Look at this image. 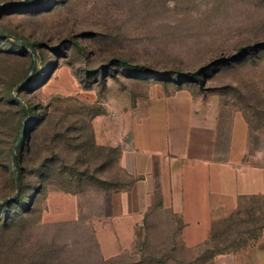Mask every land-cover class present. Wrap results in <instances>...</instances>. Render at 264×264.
I'll list each match as a JSON object with an SVG mask.
<instances>
[{
    "label": "rangeland",
    "instance_id": "obj_1",
    "mask_svg": "<svg viewBox=\"0 0 264 264\" xmlns=\"http://www.w3.org/2000/svg\"><path fill=\"white\" fill-rule=\"evenodd\" d=\"M2 5L0 29L40 47L33 63L30 48L0 35V100L18 103L7 132L20 158L17 174L11 139L0 135V200L16 196L0 204V264H211L217 251L260 243L264 205L250 198L215 223L210 248L186 247L178 216L152 209L130 245L106 258L104 236L126 233L116 230L117 194L135 177L120 167L119 148L98 144L94 121L137 114L179 89L254 107L264 123V0ZM21 85L26 116L14 98Z\"/></svg>",
    "mask_w": 264,
    "mask_h": 264
},
{
    "label": "crops",
    "instance_id": "obj_2",
    "mask_svg": "<svg viewBox=\"0 0 264 264\" xmlns=\"http://www.w3.org/2000/svg\"><path fill=\"white\" fill-rule=\"evenodd\" d=\"M94 131L99 145L120 149V167L135 177L117 194L122 224L116 230L126 233L104 236L106 258L130 245V232L152 209L178 216L184 245L196 248L243 201L264 205V123L254 118V107L164 89L137 114L96 118ZM210 263L264 264V229L259 244L220 253Z\"/></svg>",
    "mask_w": 264,
    "mask_h": 264
},
{
    "label": "trees",
    "instance_id": "obj_3",
    "mask_svg": "<svg viewBox=\"0 0 264 264\" xmlns=\"http://www.w3.org/2000/svg\"><path fill=\"white\" fill-rule=\"evenodd\" d=\"M37 1H40V0H36L35 2H37ZM14 36H16V35H14ZM16 37L19 38L18 36H16ZM3 38L12 40V39L6 38V37H3ZM19 39H21V38H19ZM15 42L20 44V45H22L21 43H19L17 41H15ZM30 45L35 47L37 50L40 47L39 44H37V45L30 44ZM22 46H24V45H22ZM242 51L245 52L246 48H243ZM32 57H33V63H35L36 59H35V56H34L33 52H32ZM139 69L140 70L141 69L142 70H147L146 67H140ZM183 75H186V74H183ZM187 77H188V79L190 81L199 82L201 80L200 72H190V73L187 74ZM166 90L168 92H170V91L172 92V91H176V90H179V89H174V90L166 89ZM17 108H18V103L13 101V100H7L6 98H2L0 100V135H3V136L5 135V136L9 137V139H11V142L9 141L7 143H10V145H11L10 148H9L10 149L9 151H10V153L12 155L14 153V149H15V147H16V145H17L19 140L16 137L14 138V136L12 134H10L9 132H7V131H9V129H12V127H13L15 121H16V115L18 114V109ZM25 116H26V112H25ZM18 163H20V158L19 157H18ZM15 199L16 198H13L10 201L15 200ZM10 201H8V202H10ZM8 202H6V203H8ZM0 204H2V203H0ZM214 227H215V225H214ZM213 231H214V228L212 230V234H211L210 239L205 244L201 245L200 247H202V246L203 247H208V248L211 247L212 241H213V234H214ZM224 252H228V251H224V250L223 251H217L215 256L220 254V253H224Z\"/></svg>",
    "mask_w": 264,
    "mask_h": 264
},
{
    "label": "water",
    "instance_id": "obj_4",
    "mask_svg": "<svg viewBox=\"0 0 264 264\" xmlns=\"http://www.w3.org/2000/svg\"><path fill=\"white\" fill-rule=\"evenodd\" d=\"M36 1V0H35ZM18 3H23V2H17V3H15V4H18ZM1 7H4L3 5L2 6H0V8ZM0 35L1 36H3V37H6V38H10V39H12V40H15V41H17V42H19V43H21L22 45H24V46H26V47H28V48H30L31 50H32V52H33V54H34V56H35V59H36V55H37V49L35 48V47H33V46H31V45H29V44H27L25 41H23V40H21V39H19V38H17L16 36H14V35H12V34H8V33H5V32H3L1 29H0ZM24 86L23 85H21L18 89H17V91H16V93L14 94V98L24 107V109H25V112H26V115L28 114V106L16 95L22 88H23ZM18 144H19V142H18ZM18 144L16 145V147H15V149H14V153H13V158H14V165H15V170H16V173L18 174V155H17V148H18ZM19 181V183H20V179L18 180ZM19 186H20V184H19ZM16 196H14L13 198H15ZM13 198H9V199H6V200H0V203H3V202H8V201H10L11 199H13Z\"/></svg>",
    "mask_w": 264,
    "mask_h": 264
}]
</instances>
